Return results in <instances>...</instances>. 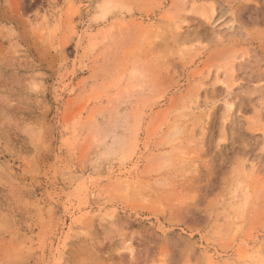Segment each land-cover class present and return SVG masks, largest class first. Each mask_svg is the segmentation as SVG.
<instances>
[{
  "label": "rangeland",
  "instance_id": "374dc122",
  "mask_svg": "<svg viewBox=\"0 0 264 264\" xmlns=\"http://www.w3.org/2000/svg\"><path fill=\"white\" fill-rule=\"evenodd\" d=\"M0 264H264V0H0Z\"/></svg>",
  "mask_w": 264,
  "mask_h": 264
}]
</instances>
